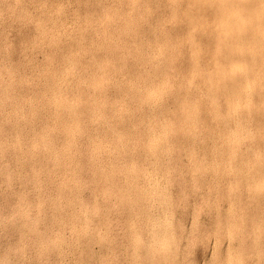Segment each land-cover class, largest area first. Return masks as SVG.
<instances>
[{"label":"rangeland","instance_id":"1","mask_svg":"<svg viewBox=\"0 0 264 264\" xmlns=\"http://www.w3.org/2000/svg\"><path fill=\"white\" fill-rule=\"evenodd\" d=\"M263 44L264 0H0V264H264Z\"/></svg>","mask_w":264,"mask_h":264},{"label":"bare ground","instance_id":"2","mask_svg":"<svg viewBox=\"0 0 264 264\" xmlns=\"http://www.w3.org/2000/svg\"><path fill=\"white\" fill-rule=\"evenodd\" d=\"M214 1V0H213ZM242 1H244V0H242ZM255 1V0H254ZM163 2V1H162ZM225 2V1H224ZM229 2V1H228ZM241 2V1H240ZM257 2V1H256ZM261 2H263V1H261ZM253 3V2H252ZM252 3H250L251 5H252ZM242 4V3H241ZM235 5V4H234ZM237 5H238V3H237ZM247 7H248V5H246ZM256 6V5H255ZM258 6V5H257ZM262 6V7H261ZM212 7V6H211ZM216 7V6H215ZM260 7L261 8H263V5H260ZM151 8V7H150ZM235 8V7H234ZM245 8V7H244ZM249 8V7H248ZM255 8H257V7H255ZM258 8H259V6H258ZM257 8V9H258ZM214 9V8H213ZM220 9V8H219ZM238 9H240V8H238ZM250 9V8H249ZM257 9H255V12H257L258 10ZM260 9V8H259ZM246 10V9H245ZM257 10V11H256ZM239 11V10H238ZM241 11V10H240ZM243 11V10H242ZM241 11V12H242ZM262 11H263V9H262ZM219 12V11H218ZM252 12V11H251ZM70 13V12H69ZM213 13H215V12H213ZM217 13V12H216ZM229 13V12H228ZM239 13V12H238ZM237 13V14H238ZM211 14V13H210ZM219 14V13H218ZM218 14H217V16H218ZM227 14V13H226ZM244 14V13H243ZM188 15V14H187ZM228 15V14H227ZM227 15H226V17H227ZM229 15H230V13H229ZM228 15V16H229ZM232 15H233V17H234V12L232 13ZM231 15V16H232ZM238 15H240V14H238ZM238 15H236L237 17H238ZM73 16V15H72ZM157 16H159V15H157ZM216 16V17H217ZM250 16V15H249ZM258 16V15H257ZM248 17V16H247ZM254 17V16H253ZM252 17V18H253ZM260 17V16H259ZM10 18V17H9ZM230 18V17H229ZM232 18V17H231ZM249 19H250V17H248ZM257 18V17H256ZM190 19H191V17H190ZM245 19V18H244ZM254 19H255V17H254ZM260 19H261V17H260ZM226 20V19H225ZM146 21V20H145ZM175 22H176V20H174ZM245 21V20H244ZM257 21H258V19H257ZM178 22V21H177ZM224 22H226V21H224ZM240 22H241V20H240ZM253 22V21H252ZM256 22V21H255ZM189 23V22H188ZM233 23H235V22H233ZM244 23V22H243ZM246 23V22H245ZM249 23V22H248ZM109 24H111V23H109ZM174 24V23H173ZM225 24V23H224ZM229 24H230V22H229ZM238 24V23H237ZM251 24V23H250ZM207 25V24H206ZM205 25V26H206ZM223 25V24H222ZM240 25V24H239ZM130 26V25H129ZM228 26V25H227ZM230 26V25H229ZM252 26V25H251ZM226 27V26H225ZM263 27V26H262ZM195 28V27H194ZM199 28V27H198ZM238 28V27H237ZM243 28V27H242ZM261 28V27H260ZM240 29V28H239ZM62 30V29H61ZM200 30H202V29H200ZM232 29H230V31H231ZM216 31V30H215ZM225 31V30H224ZM229 31V32H230ZM239 31V30H238ZM157 32V31H156ZM165 32V31H164ZM198 32V31H197ZM204 32V31H203ZM228 32V33H229ZM243 32V31H242ZM247 32V31H246ZM263 32V31H262ZM228 33H226V34H228ZM244 33V32H243ZM257 33V32H256ZM259 33V32H258ZM65 34V33H64ZM152 34V33H151ZM225 34V35H226ZM239 34H240V32H239ZM242 34V33H241ZM222 35H224V34H222ZM230 35H231V32H230ZM229 35V36H230ZM255 35V34H254ZM261 35V34H260ZM157 36V35H156ZM167 36H168V34H167ZM189 36V35H188ZM236 36V35H235ZM263 36V35H262ZM203 37V36H202ZM216 37V36H215ZM219 37V36H218ZM225 37V36H224ZM227 37V36H226ZM256 37V36H255ZM254 37V38H255ZM61 38V37H60ZM200 38V37H199ZM236 38V37H235ZM237 38H239V37H237ZM253 38V39H254ZM152 39V38H151ZM233 39V38H232ZM223 40V39H222ZM221 40V41H222ZM187 41V40H186ZM234 41V40H233ZM249 41V40H248ZM224 42V41H223ZM232 42V41H231ZM253 42V41H252ZM227 43V42H226ZM230 44V43H229ZM168 45V44H167ZM227 45V44H226ZM225 45V46H226ZM231 45V44H230ZM235 45V44H234ZM259 45V44H258ZM258 45H256V46H258ZM172 46V45H171ZM233 46V45H232ZM236 46V45H235ZM244 46V45H243ZM253 46V45H252ZM263 46H264V44H263ZM262 46V47H263ZM203 47V46H202ZM239 47V46H238ZM248 47V46H247ZM259 47V46H258ZM169 48V47H168ZM167 48V49H168ZM220 48H221V46H220ZM203 49V48H202ZM201 49V50H202ZM226 49V48H225ZM237 49V48H236ZM235 49V50H236ZM163 50V49H162ZM166 50V49H165ZM222 50V49H221ZM234 50V49H233ZM173 51V50H172ZM197 51H199V50H197ZM257 51V50H256ZM260 51H261V49H260ZM238 52H239V50H238ZM248 52V51H247ZM223 53V52H222ZM236 53H237V51H236ZM253 53V52H252ZM261 53V52H260ZM262 54V53H261ZM234 55V54H233ZM244 55V54H243ZM146 56V55H145ZM228 56V55H227ZM235 56V55H234ZM264 56V55H263ZM167 57V56H166ZM169 58V57H168ZM220 58V57H219ZM225 58V57H224ZM260 58V57H259ZM264 58V57H263ZM170 59H172V58H170ZM231 59V58H230ZM243 59V58H242ZM229 60V59H228ZM56 61V60H55ZM227 61V60H226ZM235 62H236V60H234ZM120 62V61H119ZM165 62V61H164ZM234 62V63H235ZM237 62H239V61H237ZM247 62V61H246ZM243 63V62H242ZM248 63V62H247ZM152 64V63H151ZM222 64V63H221ZM240 65V64H239ZM100 66V65H99ZM220 66V65H219ZM231 66H233V65H231ZM241 66L242 65H240V66H238V64H237V66L234 68V72L235 73H242L243 71L241 70ZM243 66H244V64H243ZM199 67V66H198ZM262 67V66H261ZM101 68V67H100ZM244 69H245V66L243 67ZM196 69V68H195ZM215 69V68H214ZM221 70V69H220ZM225 70V69H224ZM152 71H153V69H152ZM160 71V70H159ZM226 71V70H225ZM227 72V71H226ZM245 73V72H244ZM263 73V72H262ZM231 74V73H230ZM152 76V75H151ZM169 76V75H168ZM191 76V75H190ZM236 76V75H235ZM158 77V76H157ZM234 77V76H233ZM241 77H243V76H241ZM250 77H252V75L250 76ZM227 78V77H226ZM245 78V77H244ZM2 79V78H1ZM252 79V78H251ZM166 80H167V78H166ZM198 80V79H197ZM215 80V79H214ZM239 81H240V79H239ZM147 82H148V80H147ZM237 82V81H236ZM243 82V81H242ZM240 83V82H239ZM147 85V84H146ZM157 85H159V84H157ZM241 85V84H240ZM150 86V85H149ZM190 86V85H189ZM143 87V86H142ZM155 87V86H154ZM191 87V86H190ZM229 89H230V87H228ZM242 88V87H241ZM141 89V88H140ZM151 89V88H150ZM177 89V88H176ZM228 89V90H229ZM234 89V88H233ZM160 90V89H159ZM138 91V90H137ZM145 91V90H144ZM41 92V91H40ZM139 92V91H138ZM163 93V92H162ZM231 93H232V91H231ZM148 94V93H147ZM74 95V94H73ZM242 95V94H241ZM226 98V97H225ZM33 99V98H32ZM31 100V99H30ZM149 101V100H148ZM240 101V100H239ZM13 102V101H12ZM7 103V102H6ZM30 103H31V101H30ZM141 104V103H140ZM154 104V103H153ZM156 104V103H155ZM133 106V105H132ZM248 107V106H247ZM30 108V107H29ZM35 108V107H34ZM149 108V107H148ZM28 109V108H27ZM33 109V108H32ZM37 109V108H36ZM242 109H243V107H242ZM21 110V109H20ZM26 110V109H25ZM40 110V109H39ZM27 111V110H26ZM31 111V110H30ZM135 111V110H134ZM139 111V110H138ZM66 112V111H65ZM157 112V111H156ZM238 112V111H237ZM26 113V112H25ZM145 113V112H144ZM248 113V112H247ZM93 114V113H92ZM38 115V114H37ZM39 115H40V113H39ZM70 115V114H69ZM86 115V114H85ZM144 115V114H143ZM146 116V115H145ZM44 117H45V115H44ZM30 118V117H29ZM21 119H23V118H21ZM34 119V118H33ZM93 119V118H92ZM99 119V118H98ZM29 120V119H28ZM50 120V119H49ZM52 120V119H51ZM66 120V119H65ZM135 120V119H134ZM164 120V119H163ZM26 121V120H25ZM30 121V120H29ZM58 121V120H57ZM67 121V120H66ZM81 121V120H80ZM85 121V120H84ZM144 121V120H143ZM142 121V122H143ZM158 121V120H157ZM167 121V120H166ZM94 123V122H93ZM100 123V122H99ZM148 123V122H147ZM73 124V123H72ZM155 124V123H154ZM74 125V124H73ZM113 125V124H112ZM161 125V124H160ZM15 126V125H14ZM56 126V125H55ZM35 127V126H34ZM85 127V126H84ZM134 127V126H133ZM9 129H10V127H8ZM135 128V127H134ZM149 128V127H148ZM102 129V128H101ZM100 129V130H101ZM116 129V128H115ZM20 130H21V128H20ZM68 130V129H67ZM79 130V129H78ZM94 130V129H93ZM131 130V129H130ZM135 130V129H134ZM152 130V129H151ZM154 130V129H153ZM235 130V129H234ZM14 131V130H13ZM31 131V130H30ZM52 131V130H51ZM84 131V130H83ZM142 131V130H141ZM157 131H158V129H157ZM237 131V130H236ZM79 131H77V133H78ZM128 132V131H127ZM33 133V132H32ZM47 133V132H46ZM66 134H67V132H65ZM161 133V132H160ZM50 134V133H49ZM54 134V133H53ZM52 134V135H53ZM64 134V133H63ZM69 134V133H68ZM73 134V133H72ZM110 134V133H109ZM31 135V134H30ZM35 135V134H34ZM58 135V134H57ZM56 135V136H57ZM60 135V134H59ZM65 135V134H64ZM87 135V134H86ZM155 135H156V133H155ZM17 136V135H16ZM28 136V135H27ZM69 136V135H68ZM74 136H76V135H74ZM90 136V135H89ZM131 137V136H130ZM70 138V137H69ZM86 138V137H85ZM112 138H113V136H112ZM127 138V137H126ZM144 138V137H143ZM78 139V138H77ZM159 139V138H158ZM51 140H52V138H51ZM53 140H54V138H53ZM75 140V139H74ZM88 140H89V138H88ZM37 141V140H36ZM67 141V140H66ZM114 141V140H113ZM128 141V140H127ZM149 141H150V139H149ZM18 142V141H17ZM169 142V141H168ZM232 142V141H231ZM65 143V142H64ZM72 143V142H71ZM67 144H68V142H67ZM74 144V143H73ZM77 144V143H76ZM47 145V144H46ZM49 145H50V143H49ZM55 145V144H54ZM62 146V145H61ZM60 146V147H61ZM67 146V145H66ZM81 146V145H80ZM169 146H170V144H169ZM42 147V146H41ZM55 147V146H54ZM54 147H53V149H54ZM63 147V146H62ZM74 147V146H73ZM20 148V147H19ZM67 148H69V147H67ZM21 149V148H20ZM34 149V148H33ZM119 149H121V148H119ZM214 149V148H213ZM32 150V149H31ZM66 150V149H65ZM80 150V149H79ZM102 150V149H101ZM127 150V149H126ZM150 150V149H149ZM157 150V149H156ZM125 151V150H124ZM64 152V151H63ZM120 152V151H119ZM131 152V151H130ZM134 153V152H133ZM54 154V153H53ZM52 154V155H53ZM124 154V153H123ZM126 154V153H125ZM128 154H129V152H128ZM159 154V153H158ZM247 154V153H246ZM97 155V154H96ZM122 155V154H121ZM152 155V154H151ZM150 155V156H151ZM235 155V154H234ZM50 156V155H49ZM131 156V155H130ZM135 156V155H134ZM155 156V155H154ZM158 156V155H157ZM171 156V155H170ZM68 157H70V156H68ZM94 157V156H93ZM109 157V156H108ZM165 157V156H164ZM66 158V157H65ZM120 158V157H119ZM126 158V157H125ZM124 158V159H125ZM133 158V157H132ZM28 159V158H27ZM94 159V158H93ZM128 159V158H127ZM61 160V159H60ZM63 160V159H62ZM121 160V159H120ZM136 160V159H135ZM67 161V160H66ZM95 161H97V160H95ZM123 161V160H122ZM241 161V160H240ZM240 161H238V163L240 162ZM16 162V161H15ZM53 162V161H52ZM115 162V161H114ZM152 162V161H151ZM156 162V161H155ZM168 162V161H167ZM77 163V162H76ZM115 164V163H114ZM117 164V163H116ZM129 164V163H128ZM7 165V164H6ZM18 165V164H17ZM64 165V164H63ZM56 166V165H55ZM212 166V165H211ZM74 167H76V166H74ZM162 167V166H161ZM169 168V167H168ZM28 169V168H27ZM135 169V168H134ZM227 169V168H226ZM30 170V169H29ZM168 170V169H167ZM63 171V170H62ZM96 171V170H95ZM114 171V170H113ZM154 171H156V170H154ZM233 171V170H232ZM69 172H71V171H69ZM24 174H25V170H24V172H23ZM31 173V172H30ZM97 173V172H96ZM130 174V173H129ZM133 174V173H132ZM137 174V173H136ZM139 174V173H138ZM204 174V173H203ZM131 175V174H130ZM134 175V174H133ZM206 175V174H205ZM244 175V174H243ZM33 176V175H32ZM70 177V176H69ZM68 177V178H69ZM129 177V176H128ZM158 177V176H157ZM239 178V177H238ZM248 178V177H247ZM243 179H244V177H243ZM9 180V179H8ZM25 180V179H24ZM115 180V179H114ZM149 180V179H148ZM215 180V179H214ZM27 181H29V180H27ZM32 181H34V180H32ZM85 181V180H84ZM89 181V180H88ZM113 181V180H112ZM247 181V180H246ZM10 182V181H9ZM72 182V181H71ZM106 182V181H105ZM118 182V181H117ZM151 182V181H150ZM243 182V181H242ZM112 183V182H111ZM158 183V182H157ZM213 183V182H212ZM30 184V183H29ZM110 184V183H109ZM246 184V183H245ZM93 185V184H92ZM25 186H26V184H25ZM76 186V185H75ZM254 186V185H253ZM113 188V187H112ZM126 188V187H125ZM211 188V187H210ZM243 188V187H242ZM111 189V188H110ZM130 189V188H129ZM132 189V188H131ZM244 189H246V188H244ZM112 190V189H111ZM158 190V189H157ZM79 191V190H78ZM125 191V190H124ZM131 191H133V190H131ZM212 191V190H211ZM250 191V190H249ZM70 192V191H69ZM112 192V191H111ZM136 192V191H135ZM113 193V192H112ZM219 193V192H218ZM67 194V193H66ZM133 194H134V192H133ZM226 194H228V193H226ZM111 195V194H110ZM126 195V194H125ZM124 195V197L126 198V196ZM135 196V195H134ZM162 196H163V194H162ZM73 197V196H72ZM71 197V198H72ZM75 197V196H74ZM81 197V196H80ZM122 197V196H121ZM124 197H122V198H124ZM229 197V196H228ZM27 198V197H26ZM25 198V199H26ZM51 198V197H50ZM68 198H69V196H68ZM118 198V197H117ZM164 198V197H163ZM115 199H116V197H115ZM242 199V198H241ZM133 200V199H132ZM72 201V200H71ZM209 201V200H208ZM213 202V201H212ZM34 203V202H33ZM74 203V202H73ZM80 203V202H79ZM119 203H121V202H119ZM128 203V202H127ZM138 203V202H137ZM160 203V202H159ZM239 204V203H238ZM129 205V204H128ZM131 205H133V204H131ZM130 205V206H131ZM152 205V204H151ZM24 206V205H23ZM60 206V205H59ZM75 206V205H74ZM119 206H121V205H119ZM167 206V205H166ZM195 206V205H194ZM92 207V206H91ZM134 207H136V205L134 206ZM132 208V207H131ZM149 208V207H148ZM197 208V207H196ZM65 209V208H64ZM112 209V208H111ZM130 210V209H129ZM57 211H58V209H57ZM148 211V210H147ZM127 212V211H126ZM163 212V211H162ZM169 212V211H168ZM109 213V212H108ZM30 214V213H29ZM87 214V213H86ZM85 214V215H86ZM153 214V213H152ZM158 214V213H157ZM159 215V214H158ZM29 216V215H28ZM26 217V216H25ZM164 217H165V215H164ZM154 218H155V216H154ZM199 218V217H198ZM15 219V218H14ZM33 219V218H32ZM159 220V219H158ZM228 220V219H227ZM35 221V220H34ZM37 223V222H36ZM179 223V222H178ZM17 224V223H16ZM155 224V223H154ZM162 224V223H161ZM230 225H231V223H230ZM47 226H49V225H47ZM232 226V225H231ZM147 227V226H146ZM30 228V227H29ZM36 228V227H35ZM77 228V227H76ZM166 228V227H165ZM47 230V229H46ZM32 231V230H31ZM68 232V231H67ZM162 233V232H161ZM42 234V233H41ZM45 234H43V236H44ZM42 236V237H43ZM205 236V235H204ZM67 237V236H66ZM175 237V236H174ZM44 238V237H43ZM43 238H42V240H43ZM188 238V237H187ZM186 238V239H187ZM47 240V239H46ZM160 240V239H159ZM158 240V241H159ZM135 241V240H134ZM235 241V240H234ZM229 242V241H228ZM152 245H153V243H152ZM147 246V245H146ZM215 246V245H214ZM163 247V246H162ZM176 248V247H175ZM32 250V249H31ZM164 250V249H163ZM176 250H178V249H176ZM216 250V249H215ZM164 252V251H163ZM163 254V253H162ZM161 254V255H162ZM214 254V253H213ZM67 256V255H66ZM214 256V255H213ZM65 257V256H64ZM69 257V256H68ZM71 257V256H70ZM162 258H164V256L162 257ZM213 259V258H212ZM223 259V258H222ZM225 260V259H224ZM227 261V260H226ZM240 261V260H239ZM74 264H75V262H74ZM229 264V263H228Z\"/></svg>","mask_w":264,"mask_h":264}]
</instances>
